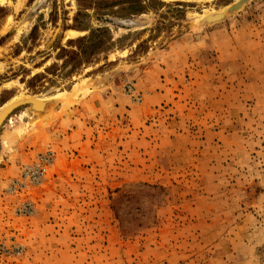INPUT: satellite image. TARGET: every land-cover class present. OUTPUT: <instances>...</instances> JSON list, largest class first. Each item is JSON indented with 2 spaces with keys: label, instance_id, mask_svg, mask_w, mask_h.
Masks as SVG:
<instances>
[{
  "label": "rangeland",
  "instance_id": "obj_1",
  "mask_svg": "<svg viewBox=\"0 0 264 264\" xmlns=\"http://www.w3.org/2000/svg\"><path fill=\"white\" fill-rule=\"evenodd\" d=\"M81 1H0V264H264V0Z\"/></svg>",
  "mask_w": 264,
  "mask_h": 264
},
{
  "label": "trees",
  "instance_id": "obj_2",
  "mask_svg": "<svg viewBox=\"0 0 264 264\" xmlns=\"http://www.w3.org/2000/svg\"><path fill=\"white\" fill-rule=\"evenodd\" d=\"M94 1L95 0H82L81 1V6L83 7V9L80 10L78 12V14L76 15V17L74 19L75 24L70 27L71 29L78 30V31L88 30L89 26L87 24H84V22H80V20H81L82 17H87L88 14H86L85 11L91 9L95 5H97V11H98L97 15L101 16L100 17L101 19H104L103 17L106 14H104L103 11L106 10V9H110L112 7V5H108L107 6V2H105V1H97V4H95ZM115 1H117L118 3L128 4V7L125 8V9L130 11V12H132L133 15H140V14L145 13L146 7H145V5H143L142 0H115ZM115 6H117V5H115ZM1 13H4L3 8H0V20L4 16V15L2 16ZM53 21H55V19H53ZM101 21H103V20H101ZM103 22H107V20H104ZM64 29L66 30V29H68V27L65 26ZM36 31H37V27L35 26L33 28V30H32L31 36H33ZM108 31H109L108 28L94 29V30L91 31V36L90 37H81V38H78L77 40H69L68 43L69 44L78 43V44L84 46V44H86L87 42H92L91 43V48H93V50H94V49L98 48L99 45L102 44L103 36ZM33 38H34V36H33ZM98 38H99V42H96V40ZM59 50L62 53H60L58 56L63 58V54L65 52H67V50L65 48H63V47H59ZM37 77H38V75H36L33 79H35Z\"/></svg>",
  "mask_w": 264,
  "mask_h": 264
},
{
  "label": "built area",
  "instance_id": "obj_3",
  "mask_svg": "<svg viewBox=\"0 0 264 264\" xmlns=\"http://www.w3.org/2000/svg\"><path fill=\"white\" fill-rule=\"evenodd\" d=\"M55 160L56 155L52 150L41 154L32 165L26 166L23 169L20 179L13 183L14 188L15 186L30 188L33 185L41 184L46 179L48 168L54 164ZM18 212L21 215H30L32 213L30 204H23L18 208Z\"/></svg>",
  "mask_w": 264,
  "mask_h": 264
},
{
  "label": "bare ground",
  "instance_id": "obj_4",
  "mask_svg": "<svg viewBox=\"0 0 264 264\" xmlns=\"http://www.w3.org/2000/svg\"><path fill=\"white\" fill-rule=\"evenodd\" d=\"M1 2L3 0H0ZM212 15H209L206 17V20L207 18H211ZM74 34V33H73ZM55 98H51V99H47V100H54ZM58 99V98H56ZM60 99V98H59ZM16 101V100H15ZM31 102V103H35L36 101H40L41 103L45 102L46 100H43V99H37V98H24V99H21L17 102H13L9 105H7L5 108H3L1 111H0V126L3 124L6 116L9 114V112L16 106V105H19L21 103H25V102ZM27 112V111H26ZM26 115V114H25Z\"/></svg>",
  "mask_w": 264,
  "mask_h": 264
},
{
  "label": "water",
  "instance_id": "obj_5",
  "mask_svg": "<svg viewBox=\"0 0 264 264\" xmlns=\"http://www.w3.org/2000/svg\"><path fill=\"white\" fill-rule=\"evenodd\" d=\"M45 104H46V102H43V103H41L40 101H36L35 103L33 102V103H31V102H25V103H21V104H19V105H16L10 112H9V114L6 116V118H5V120H4V122H3V124L0 126V130H1V128L3 127V125H4V123H5V121L16 111V110H18V109H20V108H22V107H24V106H26V108L28 107V108H30V109H32V110H43L44 108H45Z\"/></svg>",
  "mask_w": 264,
  "mask_h": 264
}]
</instances>
